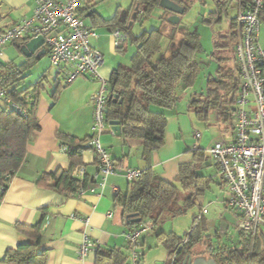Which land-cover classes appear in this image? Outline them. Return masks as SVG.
<instances>
[{
    "label": "trees",
    "instance_id": "1",
    "mask_svg": "<svg viewBox=\"0 0 264 264\" xmlns=\"http://www.w3.org/2000/svg\"><path fill=\"white\" fill-rule=\"evenodd\" d=\"M132 1V8L138 7L135 20L148 16L153 9L159 8L160 3V0ZM171 1L182 7L185 14L194 0ZM233 1L236 2V12L230 17L229 10ZM254 1L212 0L213 9L203 19L204 24L211 26L220 25L223 17L226 18L227 27L219 37L214 35L213 46L215 50L226 49L231 56L211 58L210 61L216 64V70L206 78L205 92L192 95L188 108L195 119L205 125H209L211 114L222 133L232 131L231 115L235 110L240 85L239 68L232 53L233 45L236 43L234 19L237 6L243 10L256 11L260 25L264 24V0H261L259 9H254ZM91 17L100 25L119 29L120 32H122L120 27L124 25L122 27L124 38H130L136 47L130 66H119L110 76L109 95L118 96V100H107L105 120L107 125L111 121L119 122L121 137L125 140L140 141L142 160H148L164 144L166 128L164 111H170L177 106L179 92L191 88L203 69V65L197 61L200 49L198 36L185 34L176 49L165 57L161 54L163 38L161 30L145 31L133 36L126 25V14L122 20L116 16L109 20ZM217 39L222 42H216ZM24 43L19 42L20 47ZM157 55L159 57L155 59ZM38 61L39 59L31 58L20 65L12 62L0 65V91H4L6 99L10 101V104H7L0 100V200L10 180L23 165L27 144L39 129L35 108L42 92L44 77L31 86L22 87L28 72ZM61 90L55 89L52 95L53 103L58 101ZM119 100L122 102L119 103ZM11 105L16 106L18 111ZM152 108L157 111H153ZM57 138L68 155L70 169L67 172L57 170L55 173L42 175L38 183L48 185L59 195L75 197L80 190L87 191L90 186L87 178L79 182L71 177V173L76 166L83 165L81 162L83 152L92 150L87 146L91 135L80 140L59 133ZM208 160L205 151L196 149L193 163L180 169L176 183L162 181L151 168L140 170V177L128 183L126 192L116 194L114 197V208L121 212L128 231L146 223H152V230H155L165 220L185 216L188 209L196 206L195 198L210 188V178L199 173L200 166ZM183 193L188 194L183 196ZM42 212L43 217L46 216V210ZM196 220L197 216L193 220V228L183 237L157 232V242L168 254L164 264H170L172 259L173 264H183L185 259L191 258L195 246L203 238H207L202 235L201 230H197L201 220L198 223ZM15 229L29 242L17 246L14 250H8L0 263L46 264L47 251L39 249L42 240L41 224L30 226L17 224ZM238 234L240 235L238 247L225 246L213 252L217 264H264V226L254 238L245 233ZM128 250L130 247L106 249L97 246L95 264H125Z\"/></svg>",
    "mask_w": 264,
    "mask_h": 264
},
{
    "label": "crops",
    "instance_id": "2",
    "mask_svg": "<svg viewBox=\"0 0 264 264\" xmlns=\"http://www.w3.org/2000/svg\"><path fill=\"white\" fill-rule=\"evenodd\" d=\"M98 2L100 0H85L78 10V16L98 35L97 40L91 41V46L103 59V49L99 42L104 38L109 46L113 47V33L119 29L100 25L92 19L91 16H97L100 20L111 19L99 13ZM35 5L36 0H0V30L21 20L31 19ZM104 28L110 29V32L100 33L99 31ZM41 51L45 54L37 58L36 54ZM169 55L164 54L165 57ZM31 58L39 61L28 72L27 78L36 70L39 73L36 82L44 77L42 83L44 93H41L35 108L39 129L27 144L23 165L10 180L0 200V260L8 250H14L17 246L29 242L16 231L17 224L30 226L40 223L42 240L39 249L47 251L46 264H95L96 250L89 252L82 263L78 261L77 253L85 237L101 248L129 247L124 238L128 227L125 226L121 212L114 208L115 195L124 194L128 187L126 170L151 168L162 181L176 183L180 169L193 163L195 148L203 151L205 149L188 139V135L195 138L194 124L188 108L189 102L181 97L174 109L164 111L166 117L164 144L148 160H142L140 141L125 140L121 135L110 134L109 128L102 134L100 141L102 147L111 155L117 172L107 178L104 190H95L92 186V179L96 174L95 155L92 150H87L81 155V162L86 168L89 190L80 197H65L55 193L48 185L38 183V179L57 170L67 172L70 169L68 155L63 151L57 135L61 133L80 140L91 135L93 105L90 97L95 87L89 83L92 81L87 77H81L73 84L65 86L57 78L56 72L49 70L50 67L36 69L43 59L49 65L44 47L27 58L21 52L19 43L9 44L0 52V65L10 62L20 65ZM102 64L100 74L109 82L116 68L111 62L103 61ZM27 82L28 79L24 84ZM56 88L62 90L58 101L53 103L52 95ZM199 173L209 177L211 184L209 190L195 198L198 212L192 215V223L203 209L205 195L212 192V188L216 186L219 193L215 194L214 204L221 228L216 230V238H211L208 228L205 227L207 224L205 215L202 217L201 223L204 227L201 231L207 238H203L193 249L191 264H217L213 252L225 246L238 247L240 235L235 231L232 214L224 207L227 190L225 185L215 178V167L210 160L200 166ZM42 210H46L44 217ZM157 229L143 233L138 239L142 264H148L147 255L150 256L149 264H164L167 260V251L157 242ZM231 230H234L235 235L230 238L228 235ZM160 232L181 237L172 227L162 228ZM221 234L224 237H220ZM153 250L155 253L151 255ZM127 256L130 259V250L127 251Z\"/></svg>",
    "mask_w": 264,
    "mask_h": 264
},
{
    "label": "built area",
    "instance_id": "3",
    "mask_svg": "<svg viewBox=\"0 0 264 264\" xmlns=\"http://www.w3.org/2000/svg\"><path fill=\"white\" fill-rule=\"evenodd\" d=\"M84 1L36 0L31 19L21 20L0 30V52L9 44L42 37L49 67L56 72L62 84L71 85L81 77L100 82V88L91 97L93 121L91 140L87 146L95 155L96 174L92 186L95 190L103 191L107 178L117 172L111 155L100 141L102 134L109 129L105 114L110 87L98 74L103 63L102 55L91 46V41L97 40L98 36L78 16ZM253 7L259 9L261 0H255ZM259 27L256 11L243 10L238 5L234 19L236 43L232 53L239 68L240 85L235 110L231 115L232 140L229 143H213L205 149V154L215 167V178L227 186L224 207L232 214L236 231L252 238L264 226V51L258 45ZM124 41L122 33L114 31V50L122 48ZM0 100L10 104L4 91H0ZM11 107L18 111L16 106ZM109 132L113 134L110 129ZM200 137L199 133L195 134L197 140ZM140 174V170L127 169L125 178L131 183ZM71 177L83 182L87 178L85 166H76ZM86 192L80 190L76 196L80 197ZM205 214V210L200 211L196 223ZM152 229L153 224L146 223L124 234L133 264L141 262V254L137 251L139 237ZM96 248L97 245L85 237L77 253L78 261L82 263L88 253ZM170 264H173V259Z\"/></svg>",
    "mask_w": 264,
    "mask_h": 264
},
{
    "label": "rangeland",
    "instance_id": "4",
    "mask_svg": "<svg viewBox=\"0 0 264 264\" xmlns=\"http://www.w3.org/2000/svg\"><path fill=\"white\" fill-rule=\"evenodd\" d=\"M132 0H100L98 2L97 8L100 14H102L105 18H112L118 17L119 19H123L125 14L127 15V23L126 25L129 26L130 32L133 36H138L145 31L151 30H161L163 33V38L161 42V54L162 55H169L172 53L176 47L178 46L180 39L187 33L194 34L198 36L199 41V53L197 55V61L203 65L202 71L199 73L198 78L194 82L193 86L186 91L179 92V98H185L188 102L191 101V97L194 94L204 93L206 90V78L212 74H214L216 70V64L211 62L212 57H225L231 56L226 49H214L213 46V39L214 35L219 37L224 33V30L227 27V20L223 17V20L220 25H211L208 26L203 23L204 17L208 15V13L213 9V2L212 0H194L193 4L191 5L190 9L182 15H173L170 12H167L161 8H155L151 11L148 16L144 18H139V20H135V12L132 8ZM235 6L236 2L231 3V9L229 10V16L232 17L235 14ZM179 20L178 23L173 24V21H169L171 19ZM124 25H122L123 27ZM121 28L123 34L124 31ZM100 33H108L110 29L104 28L99 31ZM98 36V35H97ZM216 42L221 43L219 39ZM103 49V61L109 63L111 62L115 68L121 67H129L131 64V58L136 50L134 44L131 43L130 38H127L120 50H114L113 47L109 46L106 39L102 38L99 42ZM258 45L264 51V24H261L259 27L258 33ZM159 55L156 56L155 59H158ZM103 65V64H102ZM98 70V74L100 78L104 81V79L100 74V69ZM36 68L38 70H42V68H48L49 65L47 64L46 60L43 59ZM50 70V68H49ZM37 71V70H36ZM33 72L30 77H28V82L24 84L22 87H28L30 84H34L36 80L39 78L38 72ZM77 78L74 82L79 80ZM73 82V83H74ZM72 83V84H73ZM91 85L95 87V91L92 95H94L98 89L100 88L99 81L89 82ZM46 87V85H45ZM47 88V87H46ZM50 89V88H49ZM47 89V90H49ZM44 93L43 90L41 92ZM91 95V97H92ZM90 97V98H91ZM153 109V108H152ZM191 119L194 124L193 135L195 137L196 133L201 135L200 139L197 140L196 138L193 139L192 135H188V139L190 141H194L195 145H199L200 147L207 149L211 144L224 142L229 143L232 140V131L227 133H222L221 128L216 125L214 117L210 114V123L209 125H205L195 119V116L191 114ZM227 190V186L225 185ZM219 190L216 186L212 188V192H207L205 195V202L203 205V209L206 210L205 214V225L206 228L209 230V235L211 238H216V230L220 229L221 223L218 219V211L215 209L214 204V197L215 194H218ZM187 193H183V196H186ZM213 197V198H212ZM211 202V204H210ZM201 209V211L203 210ZM198 212V206H195L191 209H188L187 214L183 217L175 218L171 221H163L161 222L160 226L156 232L161 231V229H169L174 228L175 231L179 234V236L183 237L185 234L189 233L193 228L192 223V215ZM220 225V226H219ZM204 224L201 222L198 225L197 230H202ZM236 231V229H235ZM237 232V231H236ZM235 235L234 230H231L229 233V237ZM223 235L221 234L220 237ZM224 237V236H223ZM137 251L141 254V248L138 247ZM155 250L151 252V255L154 254ZM150 256L147 255L146 263L149 264ZM142 264V259L141 262ZM125 264H133L132 258L126 261Z\"/></svg>",
    "mask_w": 264,
    "mask_h": 264
},
{
    "label": "water",
    "instance_id": "5",
    "mask_svg": "<svg viewBox=\"0 0 264 264\" xmlns=\"http://www.w3.org/2000/svg\"><path fill=\"white\" fill-rule=\"evenodd\" d=\"M138 7H135L134 12L136 13ZM159 8L170 12L173 15H182L184 13V9L180 6H178L177 4H175L173 1L171 0H160L159 3ZM170 22L173 21V24L178 23V19L176 18V20L171 19L169 20ZM44 45V40L42 37H37L35 39H32L28 42H25L23 44V46L21 47V52L23 53V55L27 58L31 57L32 55H34L36 53V51H38L40 48H42ZM45 52L41 51L39 53L36 54V57L39 58L40 56L44 55ZM108 100L111 101H117L118 100V96H112L109 95L108 96ZM122 101L119 100V103H121ZM108 127L110 128V130L112 131V133L115 136H120L121 135V127L119 125V122L116 121H111L108 122ZM133 217V216H131ZM130 218L127 217V219ZM136 222H139V220H136ZM183 264H191V258L190 259H185Z\"/></svg>",
    "mask_w": 264,
    "mask_h": 264
}]
</instances>
